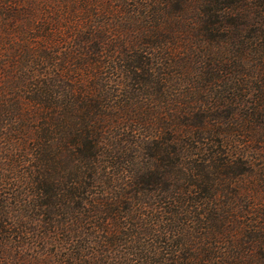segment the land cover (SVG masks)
I'll return each mask as SVG.
<instances>
[{
    "label": "trees",
    "instance_id": "obj_1",
    "mask_svg": "<svg viewBox=\"0 0 264 264\" xmlns=\"http://www.w3.org/2000/svg\"><path fill=\"white\" fill-rule=\"evenodd\" d=\"M122 1L127 26L110 42L84 22L90 13L75 20L68 0H48L44 16L39 0H0V264H264V175L252 162L242 173L246 154L230 156L215 135L184 125L178 116L211 120L219 98L179 95L169 73L183 69L187 87V69L201 66L206 77L194 83L212 96L223 70L206 42L223 38L232 1L203 0L207 53L179 60L172 45L189 34L181 19L193 0H142L135 16L123 8L137 1ZM162 106L177 115L165 142L153 123ZM244 174L253 180L240 190Z\"/></svg>",
    "mask_w": 264,
    "mask_h": 264
},
{
    "label": "rangeland",
    "instance_id": "obj_2",
    "mask_svg": "<svg viewBox=\"0 0 264 264\" xmlns=\"http://www.w3.org/2000/svg\"><path fill=\"white\" fill-rule=\"evenodd\" d=\"M47 1L48 0H39L38 9L41 16L45 15V8H47V6L45 7V3ZM68 1L69 4L65 6V8H70L71 14L73 11L75 12V20H77L76 18L78 16H81L79 18H82L85 13H90V16H93L84 21L85 23L87 22L89 27L95 26V23H98V27H104V31L101 32L105 33L107 40L108 37L111 38L110 36L114 37L109 40L110 42L122 38L120 32H122V29L127 26L125 24V17H122L117 13L121 10L120 6L124 4L122 0ZM136 1L137 3L130 1L128 5L131 6L124 5L123 12L126 11L127 14L133 16L138 15L139 13L137 10L135 11V9L136 7H139L143 1ZM228 1H232L233 6L226 5L224 7L226 8V11L222 14V18L219 19L221 22H224V24L221 23V25L226 29L218 33L217 36L223 38L215 43L208 44L206 42L208 52L211 56L215 57L213 60H216V63L219 64L223 70L219 73V77L221 78L220 81H218V83L213 82L212 85H209V94H212V96H207L205 91L202 90L203 84L201 81L194 83L197 74L201 73L200 76H203L204 72L201 71V66L196 68V65H191V69H187L190 76L186 77V80L187 82L191 81V84L187 87L183 84V76H180V73L184 74L182 72H185L183 69L180 71L171 69L169 72L171 75L170 77L172 78L173 76L178 82L176 84L182 83L181 87H175L177 93L179 90V95H188L193 92L194 96H192V98L202 102L207 101L205 98H213L214 100L219 98V100H215L214 102L217 103L218 109L214 114H208L209 117H212L211 120L206 119L205 117H207V115L202 112L199 114L196 112L189 116L183 115L178 117L184 121V125L201 127L204 130L202 134H206V137H213L215 135L213 140L217 141V145L225 143V146H222L221 151L228 153L230 156L237 157V153L240 155L246 154L247 158L240 157V159H243L244 162L248 164L246 166L244 163L240 162L238 169L241 170L242 173L250 171L249 169H251L252 162L256 167L255 171L260 175H264V0ZM228 1H226V3H228ZM120 2H123V4ZM205 4L206 3L203 0H193L192 4H186L187 10H184L181 21L187 25L183 26L182 29L188 31L189 34L177 36L175 42L176 45L174 43L172 45V53L174 57L177 55L178 60L187 59V57L188 59L191 57L196 59V57L193 56L201 55L203 52L207 53V50L203 47L206 38L201 34L203 31L202 25L207 18L205 13L207 8L205 7ZM159 6H161L160 8L167 7L164 3H161ZM224 8L211 7L212 10ZM66 11L63 9L58 13L62 23L68 18L65 13ZM104 11H111L113 12V15L106 16V14H104L103 17L98 16L100 12ZM130 17L131 16H129V18ZM232 20L235 22L230 24L229 21ZM166 21L168 20H165L164 22ZM136 22H139V20L136 19ZM124 37L129 41L131 40L129 34H125ZM165 37L170 39V36L168 35ZM243 42L248 43V51H245L242 48ZM111 47H113V42L107 44V48ZM251 47H253L254 50ZM188 48L194 49L196 54H191V56L187 55L189 54ZM143 55H145L146 61L152 59L153 64H155V69L157 64L161 67L162 63H165L162 58H151L145 53ZM154 68H152V70ZM160 69H163V67ZM149 76L152 78L154 76L155 78L157 77V72L153 71L152 73H149ZM203 77H206V74ZM159 84L162 87L164 86L161 81ZM176 84H173V86ZM224 86H227V88ZM168 95L172 98V96L176 94L175 92H172V96L171 94ZM240 97H242V99H240ZM228 99L231 100L229 101ZM174 100L189 102V100H183L180 97H174ZM156 112H159V116L157 120H153V123L164 129L161 136L164 140L163 142H165L166 139L174 138V133L172 136V131H168L167 129L172 126L173 116L175 117L177 115L170 110V107L167 108L166 106H162L161 111H154V113ZM214 119L216 120L215 122ZM197 133L199 134H197L196 137L201 135L200 131H197ZM149 135H152L151 131H149ZM181 141L186 142L187 139L181 138ZM154 142L157 141L155 140ZM192 145L197 147L194 142H192ZM252 180L253 177H247L245 174L236 179L240 186V190H245L246 187L249 188L252 184ZM254 180L257 181V179ZM263 186L264 184L256 188L258 191L257 196L264 200V192L262 193ZM4 191L8 194L6 195L7 197H12L14 188L8 187Z\"/></svg>",
    "mask_w": 264,
    "mask_h": 264
}]
</instances>
